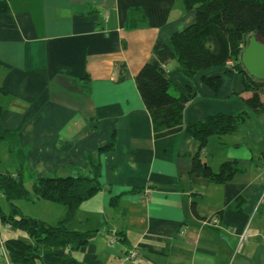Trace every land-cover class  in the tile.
I'll list each match as a JSON object with an SVG mask.
<instances>
[{"label":"crops","instance_id":"obj_1","mask_svg":"<svg viewBox=\"0 0 264 264\" xmlns=\"http://www.w3.org/2000/svg\"><path fill=\"white\" fill-rule=\"evenodd\" d=\"M194 21L184 0H0V125L18 134L26 186L28 178L31 190L44 175L90 173L89 153L101 169V189L71 224L94 231L88 243L51 252L35 235L1 222L0 264L14 263L4 246L14 235L34 246L38 264H67L69 254L83 264H264V113L249 111L237 133L210 137L202 152L206 164L214 171L227 160L242 167L215 182L191 173L199 142L188 131L155 136L137 87L155 42L169 41ZM231 61L207 73L222 76L218 92L201 75L184 76L175 59L167 62L172 92L188 97L186 123L246 109L241 97L250 93L241 64ZM121 64L128 70L123 80ZM112 132L114 146L100 151ZM1 159L2 171L20 167L8 142L1 144ZM4 198L0 192L1 207L8 205ZM52 204L42 205L38 210H49L40 215L27 212L30 205L20 208L56 224L67 208ZM213 216L219 226L204 222ZM136 247L139 257L126 259Z\"/></svg>","mask_w":264,"mask_h":264},{"label":"trees","instance_id":"obj_2","mask_svg":"<svg viewBox=\"0 0 264 264\" xmlns=\"http://www.w3.org/2000/svg\"><path fill=\"white\" fill-rule=\"evenodd\" d=\"M187 10L195 12V21L180 31L174 32L169 41L157 40L152 56L141 67L135 79L142 99L151 114L156 137H164L186 130L199 142L198 151L192 157L190 171L205 176L215 182H225L242 171L237 161H224L217 171L203 161L202 152L210 137L235 134L241 124L250 116L249 111L259 115L264 113V80L253 77L241 65L240 72L245 90L250 93L241 97L246 109L226 114L218 112L205 118L186 123L183 118L188 97L172 92V82L166 76V64L175 59L178 70L193 79L201 75L202 80L212 90L218 92L223 84L220 74L207 75L211 70L227 67L229 59L239 61L241 51L247 44L248 36L256 32L264 41V0H184ZM123 80L128 74L125 64H121ZM3 106L0 105V119ZM112 132L108 143L100 151L112 148L115 144ZM10 143V148L18 157L19 169L16 172L0 170V192L9 205V212L0 206V221L21 231L35 235L45 250L55 252L68 248L71 252L88 243L94 231H80L72 227V221L79 206L92 198L100 189V162L93 153L86 155L90 162V173L76 175H44L33 182L30 190L26 184L27 164L22 145L16 131L5 130L0 125L1 144ZM224 144H220V146ZM98 159V158H97ZM49 200L67 208L65 217L56 224L25 214L20 200L34 198ZM193 210L197 213L195 203ZM211 218V217H210ZM207 218V219H210ZM219 226V225H218ZM1 244V239H0ZM11 262L18 264H38L39 255L34 246L18 236L4 240ZM67 264H83L72 254L65 259Z\"/></svg>","mask_w":264,"mask_h":264},{"label":"water","instance_id":"obj_3","mask_svg":"<svg viewBox=\"0 0 264 264\" xmlns=\"http://www.w3.org/2000/svg\"><path fill=\"white\" fill-rule=\"evenodd\" d=\"M239 63L253 77L264 80V41L256 32L248 36L247 44L240 53Z\"/></svg>","mask_w":264,"mask_h":264},{"label":"built area","instance_id":"obj_4","mask_svg":"<svg viewBox=\"0 0 264 264\" xmlns=\"http://www.w3.org/2000/svg\"><path fill=\"white\" fill-rule=\"evenodd\" d=\"M231 64V60L229 59L227 61V66ZM151 195V189L147 188L146 190H144L142 197L144 200H149ZM206 224L208 225H212V226H218L219 225V219L216 216L211 217L210 219H206L204 221ZM248 235L247 232H244L241 236H240V242L245 241L247 239ZM112 241H114V238H112ZM140 255V251L138 250V248H131L130 250H128V252L126 253V259H136L137 257H139ZM10 264H18L16 262L14 263H10Z\"/></svg>","mask_w":264,"mask_h":264},{"label":"rangeland","instance_id":"obj_5","mask_svg":"<svg viewBox=\"0 0 264 264\" xmlns=\"http://www.w3.org/2000/svg\"><path fill=\"white\" fill-rule=\"evenodd\" d=\"M232 59H230V60H232ZM230 65H232V61H231V64ZM230 65H228L227 67H229ZM262 96H263V94H262ZM0 167H1V165H0ZM31 185H32V181H31V179L28 178L27 179V186H28V188H31ZM17 204L18 205H28L27 207H29V205H30V208H27L26 209L27 212H29L31 214H36L37 213L39 215L45 213L46 211L48 212V210H49L48 208H46L47 210H38L40 208H43L42 205H55V204H52L51 201L45 200V199L44 200H41V202H39L38 204H37V202L36 203H32V201H26V200L18 201ZM3 205H4L3 206V210L5 212H9V205H7V204H3ZM0 227H1V221H0ZM1 231H3V230L1 229Z\"/></svg>","mask_w":264,"mask_h":264}]
</instances>
